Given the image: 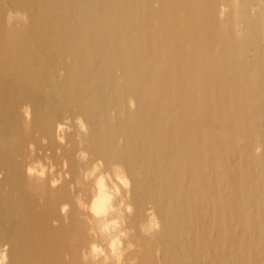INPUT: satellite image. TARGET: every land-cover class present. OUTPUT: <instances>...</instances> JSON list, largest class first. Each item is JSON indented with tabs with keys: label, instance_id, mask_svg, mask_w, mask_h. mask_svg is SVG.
<instances>
[{
	"label": "bare ground",
	"instance_id": "1",
	"mask_svg": "<svg viewBox=\"0 0 264 264\" xmlns=\"http://www.w3.org/2000/svg\"><path fill=\"white\" fill-rule=\"evenodd\" d=\"M263 60L264 0H0V260L82 264L91 197L70 184L87 151L130 180L125 264H225L264 222L249 213L264 206ZM34 160H67L71 180L52 187Z\"/></svg>",
	"mask_w": 264,
	"mask_h": 264
},
{
	"label": "clouds",
	"instance_id": "2",
	"mask_svg": "<svg viewBox=\"0 0 264 264\" xmlns=\"http://www.w3.org/2000/svg\"><path fill=\"white\" fill-rule=\"evenodd\" d=\"M60 130H63V126ZM60 140L63 142L62 136ZM76 158L83 167L78 169L79 174L73 184H70V189L86 184L91 197L87 202L81 196L77 197L79 206L90 213L89 223L92 225L89 228L92 239L80 251L82 264H125L127 252L134 248L131 242L125 247L130 231L126 227L125 213L130 215L133 212V207L126 203L125 196L130 180L119 164L109 168L102 158L93 159L87 151H79ZM68 166V161L64 160L61 171L57 172V166L51 160H34L28 165L27 172L30 175L35 173L41 178L51 174L53 179L50 183L52 187H56L65 179L71 180ZM67 207L68 205H63L62 210ZM155 227L157 224L153 218L151 228ZM0 264H4V261L0 260Z\"/></svg>",
	"mask_w": 264,
	"mask_h": 264
},
{
	"label": "rangeland",
	"instance_id": "3",
	"mask_svg": "<svg viewBox=\"0 0 264 264\" xmlns=\"http://www.w3.org/2000/svg\"><path fill=\"white\" fill-rule=\"evenodd\" d=\"M5 2H6V4L7 3H9V0H4ZM248 56H249V58H250V60L252 61L253 59H251V58H253V50L251 49L250 51H249V53H248ZM251 56V57H250ZM263 65H264V60H263ZM263 70H264V66H263ZM264 79V78H263ZM263 83H264V80H263ZM261 100H263V99H261ZM258 102H260L258 105H260V104H262V101H258ZM257 102V103H258ZM263 104H264V102H263ZM262 104V105H263ZM245 127V126H244ZM249 128H251V129H253V127L255 128H257V126L255 125V124H250V126H248ZM226 144H228V142L226 143ZM245 145V139L244 138H240V141L238 140V143H237V146H238V148H241V146H244ZM253 147H255V148H253ZM252 147V149H255V150H253V153L254 154H258V153H260L261 152V146H253ZM229 148V149H228ZM231 148V149H230ZM244 148V147H243ZM226 149H228V151H232V147H231V145L229 146V144L227 145V148ZM259 149H260V151H259ZM241 150H243L242 148H241ZM257 150V151H256ZM238 159H240L239 160V162L240 161H242L244 164H245V160L242 158V157H239ZM242 159V160H241ZM243 174H240V177H239V184H241L242 183V185L244 184V181H243V178H244V180H245V175H243ZM242 181V182H241ZM241 182V183H240ZM254 190H261V188H259V187H255L254 188ZM227 195H226V197L228 198V199H230L231 197H232V192H229V191H227ZM250 193H252V191H248V189L247 188H244L243 189V192H242V195H243V201L245 202L246 200V198L247 199H249V194ZM231 195V196H230ZM257 200V199H256ZM255 200V201H256ZM258 202H260V200L258 201ZM255 208V209H254ZM250 210L252 211L253 210V212H251V211H249V213H252V214H255V212H262L263 210H264V206L262 205V203L261 204H258V206H256V207H251L250 208ZM236 218V219H235ZM261 218L262 217H260L259 215L258 216H255V218H250L248 221H249V223L248 222H246L247 223V226H250V227H247L246 226V229L244 230V231H241L240 229L241 228H243V227H245V226H243V225H245L246 223H245V221H246V217H244V216H242V215H240L239 217L238 216H236V217H234V218H232V219H230L229 220V227L230 228H234V227H236V228H234L233 230L231 229V231L232 232H234V233H238V232H240L241 231V234H239V235H237V240H238V249H236V250H234V253H233V250H228V248H226V249H224V247H225V245L223 246V248H222V252H224V254L226 255V257H227V262H225V264L226 263H228V264H252L253 262H252V260H254V263H256V264H258V262H260L259 260L263 257L264 258V252H262V250H264V231L262 232V226H264V222H261ZM244 219H245V221H244ZM253 219H254V221H253ZM214 220V219H213ZM234 221V222H232V221ZM236 220V221H235ZM257 220V221H256ZM236 222V223H235ZM263 223V224H262ZM233 224H235V225H233ZM252 225V226H251ZM226 227H227V225H225ZM234 226V227H233ZM256 226V227H255ZM255 228V230H254V228ZM260 227V228H259ZM156 228V227H155ZM155 228H153V229H155ZM247 228H249V232H247L248 231V229ZM235 230V231H234ZM254 230V231H253ZM246 231V232H245ZM261 232V233H259V232ZM247 233H248V236H247ZM259 234H261V235H259ZM191 236H192V234H191ZM239 236V237H238ZM259 236V237H258ZM254 237H255V239H254ZM257 237V238H256ZM263 239H262V238ZM246 238H247V240H246ZM245 239V240H244ZM250 239V240H249ZM259 239V240H258ZM252 241V242H251ZM259 243H258V242ZM262 241V242H261ZM242 242V243H241ZM244 242L246 243L245 245H244ZM252 243V244H251ZM253 245V246H252ZM258 245V246H257ZM260 245H261V248H260ZM244 246H246V247H244ZM255 246V247H254ZM257 246V247H256ZM250 247H253V249L252 248H250ZM242 248V249H241ZM246 248V249H245ZM248 248H249V252H248ZM255 248V249H254ZM261 250V251H260ZM229 251V252H228ZM239 251V252H238ZM242 251V252H241ZM244 251V252H243ZM247 251V252H246ZM260 251V252H259ZM241 252V253H240ZM255 252V253H254ZM258 252V253H257ZM248 255H247V254ZM250 253V254H249ZM229 254H231V255H229ZM241 254V255H240ZM243 254H244V256H243ZM235 255H236V257H235ZM249 255H250V257H249ZM233 256H234V258H233ZM253 256V257H252ZM258 256V257H257ZM261 256V257H260ZM237 260H236V259ZM238 258H239V260H238ZM250 258V259H249ZM260 258V259H259ZM211 259V256H207V258L205 259V261L207 262L208 260H210ZM235 261H234V260ZM259 259V260H258ZM242 260V261H241ZM244 260V261H243ZM6 261V260H5ZM5 261H4V263H5ZM237 261V262H236ZM258 261V262H257ZM232 262V263H231ZM253 263V264H254ZM262 262H260V264H261ZM262 264H264V261H263V263Z\"/></svg>",
	"mask_w": 264,
	"mask_h": 264
}]
</instances>
